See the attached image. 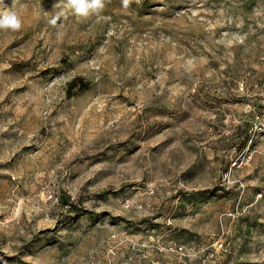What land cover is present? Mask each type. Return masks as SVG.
<instances>
[{"label": "rangeland", "instance_id": "obj_1", "mask_svg": "<svg viewBox=\"0 0 264 264\" xmlns=\"http://www.w3.org/2000/svg\"><path fill=\"white\" fill-rule=\"evenodd\" d=\"M14 2L0 264H264V0Z\"/></svg>", "mask_w": 264, "mask_h": 264}, {"label": "clouds", "instance_id": "obj_2", "mask_svg": "<svg viewBox=\"0 0 264 264\" xmlns=\"http://www.w3.org/2000/svg\"><path fill=\"white\" fill-rule=\"evenodd\" d=\"M61 2L63 7L71 10L77 20L86 19L91 15L99 16L105 8V0H61ZM121 2L123 8L128 9L131 0H121ZM0 6H2L0 8V31H19L23 26V21L15 9L14 0L11 7L7 6L4 0H0ZM61 15L63 12L57 13L49 20V23L55 26Z\"/></svg>", "mask_w": 264, "mask_h": 264}, {"label": "trees", "instance_id": "obj_3", "mask_svg": "<svg viewBox=\"0 0 264 264\" xmlns=\"http://www.w3.org/2000/svg\"><path fill=\"white\" fill-rule=\"evenodd\" d=\"M70 204V206L72 207V206H75V205H73V203H69Z\"/></svg>", "mask_w": 264, "mask_h": 264}]
</instances>
